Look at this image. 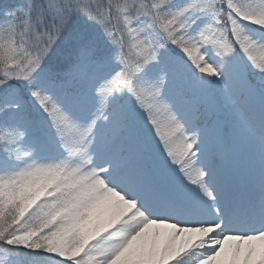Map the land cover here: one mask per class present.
I'll list each match as a JSON object with an SVG mask.
<instances>
[{"label":"snow or ice","instance_id":"1","mask_svg":"<svg viewBox=\"0 0 264 264\" xmlns=\"http://www.w3.org/2000/svg\"><path fill=\"white\" fill-rule=\"evenodd\" d=\"M0 264H264V0L0 6Z\"/></svg>","mask_w":264,"mask_h":264},{"label":"trees","instance_id":"2","mask_svg":"<svg viewBox=\"0 0 264 264\" xmlns=\"http://www.w3.org/2000/svg\"><path fill=\"white\" fill-rule=\"evenodd\" d=\"M11 0H0V6H2L5 3H9Z\"/></svg>","mask_w":264,"mask_h":264}]
</instances>
